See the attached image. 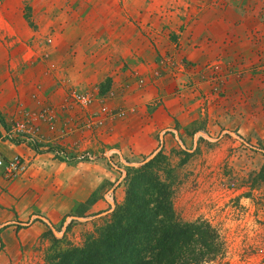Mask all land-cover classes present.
Returning a JSON list of instances; mask_svg holds the SVG:
<instances>
[{"label":"rangeland","instance_id":"374dc122","mask_svg":"<svg viewBox=\"0 0 264 264\" xmlns=\"http://www.w3.org/2000/svg\"><path fill=\"white\" fill-rule=\"evenodd\" d=\"M249 2L0 0V153L20 164L0 169V264L80 245L159 150L175 213L226 245L211 264H264V0Z\"/></svg>","mask_w":264,"mask_h":264},{"label":"trees","instance_id":"16d2710c","mask_svg":"<svg viewBox=\"0 0 264 264\" xmlns=\"http://www.w3.org/2000/svg\"><path fill=\"white\" fill-rule=\"evenodd\" d=\"M172 171L162 150L129 167L123 200L80 245L52 238L43 264H211L223 259L226 245L217 229L175 213Z\"/></svg>","mask_w":264,"mask_h":264},{"label":"built area","instance_id":"2783aa9c","mask_svg":"<svg viewBox=\"0 0 264 264\" xmlns=\"http://www.w3.org/2000/svg\"><path fill=\"white\" fill-rule=\"evenodd\" d=\"M23 134H26V130L22 131ZM3 168L7 171L8 174H13L18 168H20L19 161L17 157H13L9 161L5 162L3 157L0 155V169Z\"/></svg>","mask_w":264,"mask_h":264},{"label":"crops","instance_id":"0c3cea01","mask_svg":"<svg viewBox=\"0 0 264 264\" xmlns=\"http://www.w3.org/2000/svg\"><path fill=\"white\" fill-rule=\"evenodd\" d=\"M256 2H257V0H253V2L252 3H250L249 2V4L247 5V7L249 8L247 11H250V13H251V11H254V7L256 6ZM253 8V9H252ZM251 16V15H250ZM251 24L256 28L257 26H255L256 24H257V22L254 20V18L251 20ZM241 27H242V25H241ZM90 35H92V34H90ZM193 120H191L190 122H192ZM179 129V128H178ZM180 130V129H179ZM0 155L3 157V155L0 153ZM146 157V156H145ZM116 203H118V201L116 202ZM64 212L65 211H63V212H60V214H64ZM43 214H45L46 215V213L45 212H43ZM53 214H51V213H49L48 215H47V218H49L51 221L53 220ZM34 225V227H35V229H39V230H41V228L39 227V225L38 224H33Z\"/></svg>","mask_w":264,"mask_h":264}]
</instances>
